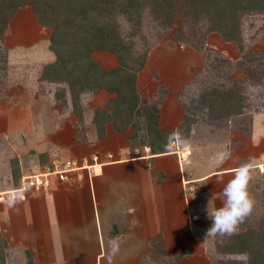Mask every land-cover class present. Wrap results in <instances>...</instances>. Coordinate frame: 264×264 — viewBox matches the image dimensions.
<instances>
[{
	"label": "crops",
	"instance_id": "1",
	"mask_svg": "<svg viewBox=\"0 0 264 264\" xmlns=\"http://www.w3.org/2000/svg\"><path fill=\"white\" fill-rule=\"evenodd\" d=\"M12 21L13 18L8 22L3 38L7 68L10 73H16V69L31 64L34 70L16 76L11 73L13 88L16 86L18 92L14 90L9 95L13 99L19 97L29 106L36 91L32 84L43 83L39 79L40 68L53 62L56 56L49 47V28L40 26L34 19L36 27L20 29ZM35 22H31L32 26ZM40 39H44L42 45L33 48L32 52L26 51L32 45H38ZM185 54L181 58L185 64L184 72H178L177 76L176 68L167 73L156 63L163 62L168 69L179 58L150 53L136 83L143 102L144 97L155 94L159 85L148 79V69L155 72L153 75L170 77L160 81L167 93L162 98L158 118L159 127L175 131L168 151L156 153L147 144L130 148L125 134L132 128L120 133L113 129L111 122L105 124L104 144L97 143L96 134L90 129L92 114L86 116L91 127L85 137L93 141L90 147H95L88 151L91 153L88 157L98 156L100 170L72 172L68 180L55 181L45 191L30 192L25 200L0 204V264H27L28 253L37 264H101L107 255L108 264H150V261L152 264H212L210 255L220 235L206 236L211 223L206 209L208 206L211 213L222 206L224 185L233 178L235 169L247 162L253 164L248 188L254 201L252 211L258 209L257 200L264 201V175L255 169L264 154V116L253 113L248 117L246 114L251 113L243 111L228 117L199 120L186 130L180 128L182 132L178 131L184 117L181 94L187 86L194 90L193 80L201 71V61L198 67L194 59ZM91 57L107 70L118 64L116 55L108 51L94 50ZM20 81L21 87L15 84ZM85 93L89 103L93 102V108L94 101L99 106L104 102L96 95L113 96L106 90L100 94L85 91L80 96ZM6 104L0 101V190L18 185L22 174L38 171L25 162L21 142H17L20 138L13 136L18 133H10L9 111L2 110L9 107ZM22 120L24 128L33 121L30 116H24ZM221 123L230 127L228 136L219 132L224 128ZM244 123L250 127L241 130L239 127ZM29 130L26 140L33 144L36 139L31 136L43 131ZM215 130L219 132L217 135L211 133ZM238 130H248V136ZM209 134L212 140L206 138ZM103 145L105 148L101 152ZM83 147L89 145L81 144L78 149L83 150ZM223 151L231 155L217 166L214 157ZM35 155L28 154L30 160ZM10 158L17 163L16 178L12 175ZM81 158L82 155L78 159ZM219 175L223 176L221 182H217ZM242 226L244 223L239 228Z\"/></svg>",
	"mask_w": 264,
	"mask_h": 264
},
{
	"label": "trees",
	"instance_id": "2",
	"mask_svg": "<svg viewBox=\"0 0 264 264\" xmlns=\"http://www.w3.org/2000/svg\"><path fill=\"white\" fill-rule=\"evenodd\" d=\"M181 2L186 5L185 13L193 21L207 23L206 32H218L223 41H233L239 49L243 47L240 15L264 12V0H0L1 59L6 66L7 49L3 38L8 22L19 9L29 6L35 21L50 28L49 47L56 56L53 62L42 67L39 79L66 83L60 88L63 101L67 102L65 96L70 95L71 103L76 106L81 105L79 97L85 91L113 93L114 96L104 106L93 110L98 136H104L105 124L111 122L117 132L123 133L128 128L134 130L129 135L125 134L130 148L147 144L156 153L166 152L175 137L171 135L175 131L158 126L159 107L167 89L163 84L158 85L153 104L140 101L136 74L145 64L151 43L146 37L147 47L141 54L134 53L133 46L135 39H139L138 35L145 33V17L151 19L157 30L170 28L176 6ZM161 38L156 36V40ZM94 50L114 53L119 66L109 70L102 68L91 57ZM259 55L255 59L258 60ZM131 59L138 62L137 72L129 71L127 61ZM188 89L190 86L183 91L187 98L182 95V103L186 106L178 131L186 130L199 120L228 117L244 111L238 87L224 90L214 86L196 92ZM16 165L13 160L11 169L15 178L18 177ZM244 252L250 257L248 264H264V229L238 231L219 247L220 255ZM27 255V264H37L29 258L30 253ZM226 264L242 262L233 259Z\"/></svg>",
	"mask_w": 264,
	"mask_h": 264
},
{
	"label": "rangeland",
	"instance_id": "3",
	"mask_svg": "<svg viewBox=\"0 0 264 264\" xmlns=\"http://www.w3.org/2000/svg\"><path fill=\"white\" fill-rule=\"evenodd\" d=\"M186 9V5H182V2L180 3V5H177L174 22H172L173 25H171L170 28L163 27L162 31L154 28L151 19L148 16L145 17L143 25V30L145 33H141L139 35L137 34L139 39L136 38L134 41V53H143V50L145 49V47H147V44L144 40H146V37H148L149 42L151 43L150 44L148 42V44L151 45V49H149L148 51L146 61L144 60L145 64L150 53L154 55L155 53H165L171 57L175 56V58H179L177 60H174L173 66L170 67L173 69L165 68L163 62L159 61L156 63L161 71L167 73H171V70H174L175 68L177 69H175L177 73H181L183 69H185V64L183 63L181 58L182 55L186 53L187 57L189 56V58L194 59L195 64L198 67L201 61V71L199 70L197 72V75L193 80V82L195 83V85L193 84L194 90L199 91L203 88L206 89L208 87L214 86H218L219 88L224 90L231 87H238L242 93L244 111L251 113L246 115L250 117V115H253V113H257L264 116V12H255L252 14L240 15L239 24L241 26L240 30L242 34L241 36L243 47L242 49H239L235 42L223 41L218 32H206L207 23L203 20L193 21L190 16L185 13ZM34 19L35 15L31 8L28 6L19 9L13 16L12 22L15 23V26L20 29L29 27L34 28L36 27V22L34 21ZM31 22H35V24H33L32 26ZM36 33L37 32H34L33 34ZM159 35L162 36V38L160 40H156V36ZM139 40H141L142 43H139ZM43 41L44 39L38 40V45L34 44L31 47L26 48V51L32 52L33 48L42 45ZM154 49L156 50L153 51ZM38 52H40V50H38ZM258 54L260 55L257 60L255 59V57H257L256 55ZM1 56L2 52L0 53V101H2L3 103H7L6 105L9 106L8 108H4L2 110L5 112L9 111V128L11 129L10 133H18V135L13 134V136L20 138L17 140V142L19 144L21 142L20 148L23 151L22 155L25 159V162L27 161V164H30L32 169H38L39 171L54 159H78L81 157V155L82 157H88V153H90L88 151L95 148L90 147V144L93 141L87 140L85 137L87 130L89 129V127H91V123H88V121H86V116H91V114V118L93 119V126L90 129L94 130L97 137V143L104 144L103 136H98V131L96 130V125L94 123L95 114L93 110L95 106H104L105 103H107L114 96L113 93H111L113 94V96L109 98L107 97V93L100 94L102 90L95 93L100 94L96 95V98L101 100V102H104L102 103V106H99L96 105L98 104V102L94 101L96 103L94 104V108L93 102L89 103L88 101V94H82L79 97L81 105L78 104L76 106L74 105V103H71L70 95L65 96L67 102L63 101L64 97L61 89L62 87H64V85L66 86V83L53 82V84L48 85L47 81L42 80L43 83L35 82L32 84V87L36 91L34 92L32 103L29 104V106L31 105V107H29L19 97L14 99L10 97V92H14V90L15 92H18V89L16 88V86L13 88L12 81L9 75L12 76L13 74L11 73H14L15 76L25 72L31 73V71L34 70V66L28 64L20 70L16 69V73H10L7 65L5 66V61L1 59ZM27 61L28 63H30L29 60ZM133 61L135 60L131 59L127 61V64L129 63V71L137 72L138 62ZM145 64L143 65V67L145 66ZM153 64L155 65V63ZM153 64L151 65L152 68L154 66ZM118 66L119 63L116 67ZM143 67L136 74V83L137 79L139 78L138 74L143 69ZM40 69L42 70V67ZM13 71H15V68ZM148 71L149 72L147 73V77L151 82L154 83V85L162 84L160 83V81L163 78L170 79L167 74L158 76L153 75V73L155 72H152V70L148 69ZM179 73L177 74V76L179 75ZM182 74L184 75L185 73ZM190 76L191 75L188 74L189 78ZM21 82L22 81L15 84H19L21 87ZM143 82L146 83L147 81ZM183 94L184 92H182L181 96ZM155 95L156 92L155 94L148 95V97H144L143 103L151 104L156 99ZM183 96L187 98V95ZM180 103L183 106L185 112L186 105L182 103V100ZM24 116H30V119H33L32 123L26 125L25 128L22 127L23 122H21ZM223 122L226 124V120H223ZM225 124L221 123L224 128L221 129V131L219 130L222 136H228L230 134L231 129L229 126L226 128V126H224ZM3 126L5 127V124H3ZM27 126H29V129L35 128L43 131V133L40 135L31 136L33 140L36 139L35 143L33 142V144H28L26 140L27 135H29L28 131H30ZM248 126L249 124L245 125L244 123L241 124L239 128H241L242 130V127L246 128ZM241 130L238 131L243 133L245 136H248V130ZM131 131L134 130L129 129L127 132L128 135L132 133ZM219 132L215 130L211 133L217 135ZM123 133H126V131ZM204 133L208 134L209 132ZM206 138L212 140L211 134H209ZM81 144H85V146L88 144L90 148L83 147V150H79L78 146ZM23 145L24 148L26 147V150L22 148ZM101 148L102 146L100 147V149ZM104 148L105 145H103L101 152L104 151ZM29 153H36V155L30 160L29 157L31 155L28 156ZM77 153H79V155H77ZM32 159H34V163L32 162ZM9 160L13 161L14 159L10 158ZM255 205H258V209L251 211L250 215L244 221V226L238 228L237 232L247 231L248 229H253L254 231L264 229V210H262L264 209V201L257 200ZM228 241L229 235H220L219 238L217 237L214 244L213 254L210 255L212 264H226L227 261L233 259L235 261H241L242 264H248V259L250 260V257L246 252L239 254L220 255L219 247H221ZM108 260L109 256L107 255L104 259H102L101 264H108ZM150 264H152L151 261Z\"/></svg>",
	"mask_w": 264,
	"mask_h": 264
},
{
	"label": "clouds",
	"instance_id": "4",
	"mask_svg": "<svg viewBox=\"0 0 264 264\" xmlns=\"http://www.w3.org/2000/svg\"><path fill=\"white\" fill-rule=\"evenodd\" d=\"M230 155L231 153L227 151L219 152L214 157V163L217 166L222 165ZM252 173L253 164L251 162L244 163L235 169L233 178L224 185L225 199L222 206L215 208L211 213L208 212L207 206L206 211L211 223L206 230V236L233 235L250 215L254 205L248 191ZM221 181H223V176L219 175L217 182Z\"/></svg>",
	"mask_w": 264,
	"mask_h": 264
},
{
	"label": "built area",
	"instance_id": "5",
	"mask_svg": "<svg viewBox=\"0 0 264 264\" xmlns=\"http://www.w3.org/2000/svg\"><path fill=\"white\" fill-rule=\"evenodd\" d=\"M98 156L82 157L81 159L52 160L43 169L22 174L18 185L13 188L0 190V204H11L18 200H25L30 192H41L49 189L55 181H66L70 174L83 169L100 170ZM258 172L264 175V154L262 160L255 165Z\"/></svg>",
	"mask_w": 264,
	"mask_h": 264
}]
</instances>
